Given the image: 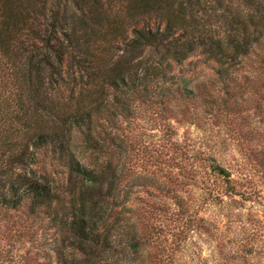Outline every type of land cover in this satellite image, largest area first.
Returning a JSON list of instances; mask_svg holds the SVG:
<instances>
[{
    "label": "trees",
    "instance_id": "obj_1",
    "mask_svg": "<svg viewBox=\"0 0 264 264\" xmlns=\"http://www.w3.org/2000/svg\"><path fill=\"white\" fill-rule=\"evenodd\" d=\"M263 100L264 0H0V208L47 220L51 264H168L129 214L124 122L229 129Z\"/></svg>",
    "mask_w": 264,
    "mask_h": 264
},
{
    "label": "rangeland",
    "instance_id": "obj_2",
    "mask_svg": "<svg viewBox=\"0 0 264 264\" xmlns=\"http://www.w3.org/2000/svg\"><path fill=\"white\" fill-rule=\"evenodd\" d=\"M243 117L229 129L223 120L200 129L142 105L124 122L129 214L168 264H264V164L250 162L264 149V115ZM209 155L230 171L237 194L195 159ZM53 238L43 217L0 208V264H51Z\"/></svg>",
    "mask_w": 264,
    "mask_h": 264
},
{
    "label": "water",
    "instance_id": "obj_3",
    "mask_svg": "<svg viewBox=\"0 0 264 264\" xmlns=\"http://www.w3.org/2000/svg\"><path fill=\"white\" fill-rule=\"evenodd\" d=\"M220 172L227 178L231 176V173L227 168H222Z\"/></svg>",
    "mask_w": 264,
    "mask_h": 264
}]
</instances>
